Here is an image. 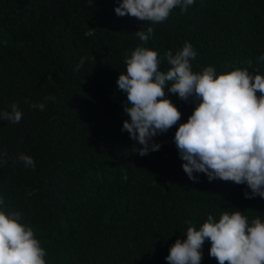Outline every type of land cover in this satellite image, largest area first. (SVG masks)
<instances>
[{"label": "trees", "instance_id": "trees-1", "mask_svg": "<svg viewBox=\"0 0 264 264\" xmlns=\"http://www.w3.org/2000/svg\"><path fill=\"white\" fill-rule=\"evenodd\" d=\"M117 3L0 0V108L15 102L23 113L16 124L0 120L7 152L0 194L5 210L20 211L34 229L47 264H168L170 246L186 238V221L198 225L234 207L264 218V198H246V184L204 173L193 181L184 171L173 136L195 98L182 100L165 85L182 115L154 137L159 150L142 156L121 131L126 93L116 82L126 53L143 43L135 32L151 22L117 15ZM153 27L147 46L160 56L193 44L194 71L247 67L251 59L264 72L256 60L264 53V0H196ZM49 94L56 99L45 109L31 107ZM20 153L34 158L35 169ZM209 248L206 240L200 264H219Z\"/></svg>", "mask_w": 264, "mask_h": 264}, {"label": "clouds", "instance_id": "clouds-1", "mask_svg": "<svg viewBox=\"0 0 264 264\" xmlns=\"http://www.w3.org/2000/svg\"><path fill=\"white\" fill-rule=\"evenodd\" d=\"M92 4L93 0H87ZM196 0H118L114 6L120 16L131 15L150 21L144 30L135 32L142 44L125 55L124 71L117 79V87L126 93L122 104L128 118L123 120L121 131H127L136 142L140 155L159 150L161 143L154 139L177 124L181 110L165 94H178L182 100L195 98L197 103L184 122L175 130L173 140L188 177L198 181L195 173L246 184L244 196L264 198V72L247 67H235L217 72L214 65L194 71L192 60L198 55L190 41L163 56L148 47L156 23L165 21L172 10L182 12ZM166 59L168 67L161 68ZM264 63V53L257 58ZM81 57L77 69L83 67ZM251 69V70H250ZM259 93V95L257 94ZM49 94L31 107L45 109L46 101H55ZM22 110L13 102L0 108V120L13 124L22 119ZM142 145V147H137ZM7 152L0 149V164L5 163ZM19 160L26 168L35 169L31 155L20 153ZM170 246L165 259L168 264H200L202 247L210 241L209 255L219 264H264V218L249 217L234 207L223 211L219 217L208 214L198 225L192 221ZM47 250L36 236L34 229L23 222L22 213L5 210V198L0 194V264H47Z\"/></svg>", "mask_w": 264, "mask_h": 264}]
</instances>
